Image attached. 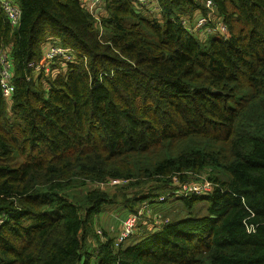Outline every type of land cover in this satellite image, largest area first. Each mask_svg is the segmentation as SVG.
I'll return each instance as SVG.
<instances>
[{
	"label": "trees",
	"instance_id": "trees-1",
	"mask_svg": "<svg viewBox=\"0 0 264 264\" xmlns=\"http://www.w3.org/2000/svg\"><path fill=\"white\" fill-rule=\"evenodd\" d=\"M211 1L227 39L190 31L205 0H105L103 31L80 0H16V28L0 9L15 87L9 105L0 86V264L88 263L81 234L111 199L95 189L78 206L75 179L157 181L159 197L186 171L213 172V194L177 197L208 215L108 240L98 264H264V0ZM47 39L78 59L30 81Z\"/></svg>",
	"mask_w": 264,
	"mask_h": 264
},
{
	"label": "built area",
	"instance_id": "built-area-1",
	"mask_svg": "<svg viewBox=\"0 0 264 264\" xmlns=\"http://www.w3.org/2000/svg\"><path fill=\"white\" fill-rule=\"evenodd\" d=\"M145 6L151 5L153 0H139ZM87 6L91 15L95 20L100 23L101 13L100 10L105 6V0H90L88 3L84 4ZM207 10L206 14L199 16L192 26L191 31L193 33L200 32L208 36L214 35L222 39H227L226 33H229L228 25L224 20L219 17L217 9L211 0H207L204 3ZM0 9L5 15L6 20L12 27H18L22 19V10L20 5L14 0H0ZM151 11V10H150ZM155 11V10H154ZM186 22L187 20H183ZM188 26V22L184 24ZM220 31L221 34H214V31ZM203 37V36H201ZM11 52L9 48H5L0 51V86L2 90V95L6 99L7 103L11 102V99L15 92L14 87V65L11 60ZM78 59V53L69 47H64L58 43L52 44L50 48L46 51L42 60L36 63L28 77L30 81H38L39 78L45 79L52 76H56L57 73L64 71V66H68L76 62ZM56 63H61L63 68L54 69ZM187 183L183 186L176 182L177 186L165 196L158 199L159 202H165L171 195L177 197H201L209 196L214 193L215 189L218 187L217 184L208 178H202L199 181L184 182ZM2 220H0V224ZM170 224V218L164 216L160 212H151L148 209V205H143L135 209L132 214H130L122 222V227L118 232V235L114 240H112L111 245L114 251L120 250V248L132 238L137 230L145 226L148 232L157 231ZM144 233V229H141ZM95 234L99 237V245L105 244L109 239L107 233L100 227L95 228ZM100 246L96 245L97 248ZM84 259L81 260L80 264H84ZM117 264V263H116Z\"/></svg>",
	"mask_w": 264,
	"mask_h": 264
},
{
	"label": "rangeland",
	"instance_id": "rangeland-1",
	"mask_svg": "<svg viewBox=\"0 0 264 264\" xmlns=\"http://www.w3.org/2000/svg\"><path fill=\"white\" fill-rule=\"evenodd\" d=\"M205 1H207V0H205ZM140 5L145 6L142 3H140ZM183 20H185V19H183ZM183 20L181 23L184 25L187 23V21L184 22ZM193 29L194 28L191 27L190 31H192ZM100 30L103 31L101 24H100ZM214 34H221V33H220V31L215 30ZM196 35L199 37H201V36L206 37L205 34H201L200 32H196ZM225 35L228 36V33H226ZM56 67H57V69H61V68H63V65L61 63H59ZM64 69H65V72H67L68 66H64ZM203 145L206 147L207 143L203 142ZM213 146L217 147V143L215 142L213 144ZM186 177H189V179L184 181ZM212 177H213V172L195 173L192 171H186V172H182V173L172 175L170 183H172L173 186H177L176 182H179V184L183 183V186H184L185 184H187L184 182L199 181L202 178L211 179ZM128 184H130L128 181H122L119 179H107L105 181L92 182L91 180L78 178V179H75L73 186L71 187V189H69L66 192V194L68 196H70L72 198V200L75 201L78 199V201L82 202V199L84 200L86 194L91 190L96 189V190H101L103 192H107L109 194L111 202L108 204H105V205L106 206H108L109 204L111 205V206H108V208H107V209L111 208V211L109 210L110 211V214H109L110 218H112V219L114 218L120 222H123L127 217L125 215V213H126L125 207L126 206L133 205L136 208L137 203H139L141 201L151 200V198H148L145 200L144 199L145 196L153 195L154 197H157L156 192L165 191L167 189L166 185L164 183L157 182V181H148L142 187V189L137 188L136 191H134V189L132 187L125 188ZM217 186H218L217 188H219L218 184H217ZM121 187H123L122 190L119 189ZM216 189H215V191H216ZM165 192H167V191H165ZM126 195H128L129 199L136 196V198H138L137 200H139V199H142V200L139 202H133V204H130L129 203L130 201L124 199ZM158 195H161V196L157 197L158 199L162 196H165V194H163V193L158 194ZM75 202L77 203V201H75ZM168 203L171 206V210L173 211V213H175L176 211H182L187 216H191V214H192V215L198 216V217L208 215V211L206 210L205 204H201V203L197 204L194 206V208L192 210H188V208L185 207V205L181 201L177 200V196H175V195H171L168 198ZM78 206H79V204H78ZM122 206L124 208V211H122ZM189 212H191V213H189ZM85 213L86 212H85L84 208H82L81 209V215L83 217H85ZM182 216H183V214H182ZM100 225H101V223H100ZM100 225L97 224L96 222H94L93 228L95 229L96 226L100 227ZM140 229H142V227H140ZM140 231L141 230L137 231L133 237H137V234ZM93 234H94V231H93ZM91 240H93V239H91ZM133 240L128 241L126 245H128L129 243H132Z\"/></svg>",
	"mask_w": 264,
	"mask_h": 264
},
{
	"label": "crops",
	"instance_id": "crops-1",
	"mask_svg": "<svg viewBox=\"0 0 264 264\" xmlns=\"http://www.w3.org/2000/svg\"><path fill=\"white\" fill-rule=\"evenodd\" d=\"M14 1H16V0H14ZM80 1L83 4H85V3H88V1H90V0H80ZM100 13H101V16L105 15L106 14L105 8H102L100 10ZM199 16H200V14L197 15V17L194 19V21ZM100 21H101V19H100ZM100 24H101V22H100ZM54 43L60 44V42H58V40L54 41V39H47L46 42L43 43V45H42V56L45 55L48 48H50L52 46V44H54ZM57 65L58 64H56L55 66H57ZM39 79H42V78H39ZM45 79H42V80H45ZM9 110H10V107H9ZM152 201L153 200L142 201L138 205L136 204V206H137L136 208L133 205L126 206L125 207V211H126L125 215L128 217L130 214H132V212L135 209L142 207L145 204L148 205V209L151 212H160V213L164 214V216L169 217L170 223H171V221H173V222L178 221L180 218H182L183 216L186 215L182 211H176L175 213H173V211L171 210V206L168 203V200H166L165 202H160V203H154ZM150 203H153V204H150ZM108 206H111V205L109 204ZM108 206L104 205L102 213L97 215L93 219V222H96L99 225L101 223L100 228H102L107 233L110 240H114V238H116V236L118 235V232L120 231V229L122 227V222L118 221L117 219L110 218L109 214H110L111 208L107 209ZM206 210H207V208H206ZM122 211H124L123 206H122ZM182 214H183V216H182ZM200 217H204V216H200ZM93 224L94 223H92L91 226H89V229L86 228V231L84 234L83 233L81 234V243L83 245V249L85 252H88V255L90 256L88 263H87V258L85 256L82 257V259H84V261H85L84 264H98L99 260H100V254H99L100 248L96 247V245L100 246L99 245V237L96 236V234H95V229L93 228ZM96 227H98V226H96ZM142 229H144L145 233H148V230L146 229L145 226H142ZM139 230H141V229L139 228L138 231ZM93 231H94V234H93ZM151 232H153V230ZM139 236L140 235L137 234V237H139ZM137 237H132L128 241H131L133 239L136 240ZM91 239H93V240H91Z\"/></svg>",
	"mask_w": 264,
	"mask_h": 264
},
{
	"label": "water",
	"instance_id": "water-1",
	"mask_svg": "<svg viewBox=\"0 0 264 264\" xmlns=\"http://www.w3.org/2000/svg\"><path fill=\"white\" fill-rule=\"evenodd\" d=\"M189 217V216H188Z\"/></svg>",
	"mask_w": 264,
	"mask_h": 264
}]
</instances>
